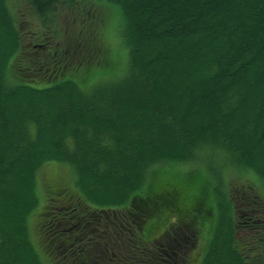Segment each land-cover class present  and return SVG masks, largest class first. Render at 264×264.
<instances>
[{
	"label": "trees",
	"instance_id": "obj_1",
	"mask_svg": "<svg viewBox=\"0 0 264 264\" xmlns=\"http://www.w3.org/2000/svg\"><path fill=\"white\" fill-rule=\"evenodd\" d=\"M111 5L128 51L118 76L104 73ZM64 10L85 24L59 58L48 35ZM49 163L72 168L74 190L50 193L35 243ZM175 165L202 172L141 193ZM232 173L264 191V0H0V264H190L204 233L201 264H264V205Z\"/></svg>",
	"mask_w": 264,
	"mask_h": 264
},
{
	"label": "rangeland",
	"instance_id": "obj_2",
	"mask_svg": "<svg viewBox=\"0 0 264 264\" xmlns=\"http://www.w3.org/2000/svg\"><path fill=\"white\" fill-rule=\"evenodd\" d=\"M107 20H105L104 25L102 27V33L103 40L105 43V48L107 49V65L105 66V72L107 74H110V76H118L122 72L125 71L127 60H128V52L127 48L125 47V42L122 36L123 31V19L120 9L117 6L111 5V9H107ZM18 14H25V10L21 9ZM33 22V21H32ZM84 18L81 16L80 12L77 14L69 13L66 10L61 12L60 17L58 18V23L51 27V34L48 35L49 38L55 39V44L58 45L59 42H69L71 44L77 45L76 41L79 43L81 42L80 33H82L84 28ZM30 27L33 29L38 28L36 24H29ZM29 27V26H28ZM36 30V29H35ZM34 30V31H35ZM28 31V28H25V32ZM40 31V30H39ZM79 38V40H77ZM30 42V39L26 40V43ZM54 45L52 46L54 49ZM48 52V51H46ZM70 53L73 52L70 50ZM27 55L23 58V65L26 66H35L36 69L39 67V61L37 63L32 64V62H29L30 58ZM42 57H39V60H41ZM103 69V68H102ZM50 72V71H49ZM47 72V73H49ZM103 73V74H104ZM42 76L39 75L38 79H40ZM97 77L90 80V84H93ZM31 80V79H28ZM196 171L202 172V170L199 167L196 166H187V165H175V166H165L163 168L158 169L157 172H152L150 176V180L145 188L141 193L145 194L146 191L152 186L153 182L157 180V178L160 177H166L168 175L164 174H173L175 172L180 173H186L188 171ZM234 173L227 176V180L230 182V184H233L234 182L240 183V184H250L254 187L257 194L259 193L260 200L262 204L264 205V191L260 188V185L256 182L258 180L255 178V176H251L249 173H245L242 176L238 177L236 175H233ZM240 175V174H239ZM203 176L205 174L203 173ZM74 172L72 168L66 164H60V163H49L44 165L39 170V176H38V196H39V203L34 210L33 214L31 215L29 219V226L32 232V238L35 243L40 242V237L38 235L39 230V222L40 217L39 215L41 212L45 211L46 206L48 205V199L50 196V193L52 191H55L56 189H63L65 188L68 191L74 190ZM206 177V176H205ZM144 196V195H143ZM238 207L242 206L243 209V202L238 201ZM259 215V214H256ZM262 217V215H259ZM173 221V219H171ZM211 223V222H209ZM170 226V218L162 219L161 221H157V227L156 229H148L144 231V234L146 236V240L149 241L155 240L157 238L162 239L168 231L166 228ZM171 227V226H170ZM164 235V236H163ZM203 235V237H202ZM209 233H204L199 235V240L197 242V248L196 250L191 254V263L190 264H201L203 255L205 254L208 243H209ZM43 255L46 256V253L41 249L40 250Z\"/></svg>",
	"mask_w": 264,
	"mask_h": 264
}]
</instances>
